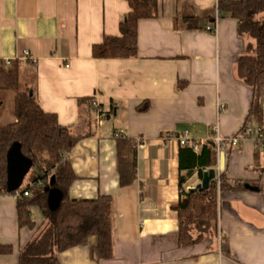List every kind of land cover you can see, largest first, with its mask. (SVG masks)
<instances>
[{"label": "crops", "instance_id": "1", "mask_svg": "<svg viewBox=\"0 0 264 264\" xmlns=\"http://www.w3.org/2000/svg\"><path fill=\"white\" fill-rule=\"evenodd\" d=\"M219 1L157 0V14L138 22L136 56L94 58L93 44L120 34L130 11L126 0H0V60L27 50L21 81L35 74L41 107L82 135L69 153L77 174L70 197L114 198L112 257H94L93 236L64 251L61 264H264V144L251 138L216 153L213 169L242 184L220 193L218 242L178 243L180 176H186L185 190L203 177L197 168L180 171L179 142L162 135L189 129L192 138L205 142L214 139L217 125L225 137L237 135L253 97L236 71L252 39L239 34L230 16L216 23ZM216 24V32L207 30ZM259 92L264 127V87ZM86 98L105 111L102 121ZM142 106L147 109L140 111ZM14 120L10 115L2 123ZM119 135L143 139L137 179L123 187ZM35 231L19 227L16 196L0 195V243L13 246L11 253H0V264H16ZM221 236L228 239L230 256L221 251Z\"/></svg>", "mask_w": 264, "mask_h": 264}, {"label": "trees", "instance_id": "2", "mask_svg": "<svg viewBox=\"0 0 264 264\" xmlns=\"http://www.w3.org/2000/svg\"><path fill=\"white\" fill-rule=\"evenodd\" d=\"M130 11L120 22L119 35H104L102 41L92 46L94 58H130L137 55L138 22L157 14V0H126ZM220 16H230L238 22L241 36L252 39L238 57V78L252 88L251 105L240 132L254 123L261 125L263 108L260 88L264 87V0H220ZM184 20H188L184 18ZM193 28V24H187ZM31 61V60H29ZM21 63L11 59L7 65L0 60V195L12 194L17 198L19 227L36 228L32 238L19 249L16 264H61V254L76 246L86 245L90 237L97 238L93 248L96 259H108L113 255L114 198L102 194L96 198H71L70 188L77 174L69 159V153L82 135L68 125L59 122L56 113L45 111L38 100L34 74L25 83L21 81ZM13 93L11 100L8 95ZM6 100L12 101L11 115L14 121L3 124L1 113ZM92 106L93 99H82ZM146 106L139 107L140 111ZM18 141L24 155L33 161L22 186L14 192L7 188V152ZM138 142L118 136L117 169L120 186L131 185L137 179ZM216 163L213 140L200 143L199 151L180 145V171L191 174L198 169L202 178L205 171ZM186 176H180L181 198L175 207L178 213V243L190 246L205 240L219 239V196L225 190L238 189V181L230 183L222 175L218 185L216 176L208 188L185 190ZM58 188L63 197L55 209L49 206L50 189ZM25 192L28 194L26 195ZM41 211L42 221L37 223L33 208ZM221 251L230 256L227 237L221 236ZM12 245L0 243V253L9 254Z\"/></svg>", "mask_w": 264, "mask_h": 264}, {"label": "built area", "instance_id": "3", "mask_svg": "<svg viewBox=\"0 0 264 264\" xmlns=\"http://www.w3.org/2000/svg\"><path fill=\"white\" fill-rule=\"evenodd\" d=\"M219 17H220V14L217 13L216 18H215L216 23ZM207 30L216 32L217 24L213 26L212 25L207 26ZM17 58L20 59L21 61H26L30 58V55L27 50H24L22 54ZM5 62L7 65H10L11 59H7L5 60ZM92 106L95 108V111L98 114V120L102 121L106 115L105 111L99 106L96 100H93ZM223 106L224 105L220 103L218 105V108L221 109L223 108ZM162 138L163 139L175 138L178 140L179 145L193 147L195 151H199L200 143H201L200 140H196L192 138L191 131L189 129H185V130L178 131V132L165 133L162 135ZM248 138L254 139L259 144H264V127L262 125L252 124V125H249L247 129H245L244 131L240 132L237 135L225 137L220 132L219 126L217 125L215 128V136L213 139L217 155L218 156L221 155L230 147L239 146L244 140ZM135 140L138 142V144H140L142 143L143 139L141 137H138ZM222 174L223 173L220 170L216 171V179H217L218 185L220 184V179H221ZM25 194L27 195L28 193L25 192ZM219 244L221 245V240H219Z\"/></svg>", "mask_w": 264, "mask_h": 264}, {"label": "water", "instance_id": "4", "mask_svg": "<svg viewBox=\"0 0 264 264\" xmlns=\"http://www.w3.org/2000/svg\"><path fill=\"white\" fill-rule=\"evenodd\" d=\"M33 161L23 154L21 144L18 141L12 143L7 152V188L10 192L17 191L23 184L26 175L32 168ZM216 176V171L211 169L203 173L201 183L196 185L193 190L199 188L206 189L209 183ZM250 189L258 190V187L247 185ZM63 193L58 188L50 189L48 193L49 206L57 208L62 200Z\"/></svg>", "mask_w": 264, "mask_h": 264}, {"label": "rangeland", "instance_id": "5", "mask_svg": "<svg viewBox=\"0 0 264 264\" xmlns=\"http://www.w3.org/2000/svg\"><path fill=\"white\" fill-rule=\"evenodd\" d=\"M12 96H13V93H10L8 95V98H9L8 100H11ZM8 100H6V104H5L4 109L2 110V113H1V121L3 123L7 122L8 116L11 115V103H12V101H8ZM33 217H35V220L42 219L41 211L38 207L33 208Z\"/></svg>", "mask_w": 264, "mask_h": 264}]
</instances>
